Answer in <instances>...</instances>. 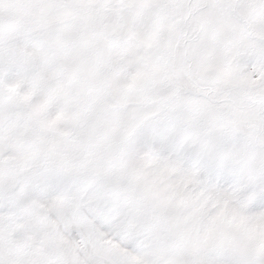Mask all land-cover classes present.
Returning <instances> with one entry per match:
<instances>
[{"label":"snow or ice","instance_id":"obj_1","mask_svg":"<svg viewBox=\"0 0 264 264\" xmlns=\"http://www.w3.org/2000/svg\"><path fill=\"white\" fill-rule=\"evenodd\" d=\"M0 264H264V0H0Z\"/></svg>","mask_w":264,"mask_h":264}]
</instances>
